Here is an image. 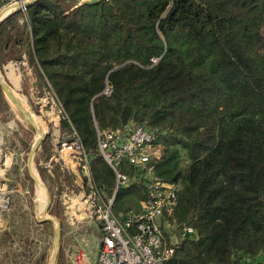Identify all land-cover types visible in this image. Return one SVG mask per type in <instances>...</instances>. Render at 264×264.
Returning a JSON list of instances; mask_svg holds the SVG:
<instances>
[{
  "label": "trees",
  "instance_id": "16d2710c",
  "mask_svg": "<svg viewBox=\"0 0 264 264\" xmlns=\"http://www.w3.org/2000/svg\"><path fill=\"white\" fill-rule=\"evenodd\" d=\"M8 62L55 96L62 136L76 131L108 194L114 175L95 129L139 123L154 133L163 145L154 173L179 185L172 218L196 232L163 264L259 263L264 0H36L0 24L1 73ZM41 150L48 158L45 139ZM56 165L47 177L65 189ZM120 169L134 181L116 190L114 212L137 210L143 172L126 162Z\"/></svg>",
  "mask_w": 264,
  "mask_h": 264
},
{
  "label": "built area",
  "instance_id": "2783aa9c",
  "mask_svg": "<svg viewBox=\"0 0 264 264\" xmlns=\"http://www.w3.org/2000/svg\"><path fill=\"white\" fill-rule=\"evenodd\" d=\"M25 1L0 0V14L6 9L7 12L13 10L15 5H19V11H24ZM109 92L107 85L104 93ZM51 102L55 109L53 124L59 125L63 108L57 99ZM95 132L96 148L114 175V189L110 194L105 184L96 182L91 169V154L76 131L72 130L58 141L60 151L69 150L66 160L81 177L78 191L68 198L66 205L70 225L77 228L84 222L97 224L100 244L95 264H163L181 239L195 236L196 232L191 225L177 226L172 218L179 185L154 173V161L161 155L160 144L155 143L154 133L139 123H131L123 129L96 128ZM122 162L143 172L140 181L145 195L138 211L114 212L116 190L134 181L120 169ZM7 166L0 144V213L10 204L2 177ZM165 223L175 229V240L166 237ZM74 257L77 263L85 257L82 246L78 247ZM247 261V264H259L258 261Z\"/></svg>",
  "mask_w": 264,
  "mask_h": 264
},
{
  "label": "rangeland",
  "instance_id": "374dc122",
  "mask_svg": "<svg viewBox=\"0 0 264 264\" xmlns=\"http://www.w3.org/2000/svg\"><path fill=\"white\" fill-rule=\"evenodd\" d=\"M16 19L19 24L22 23V15L18 14ZM20 68L21 67H19L20 71L17 72L16 75V79L17 76L18 78L20 76V86L12 79V75H15L14 72H12V68V75L10 74L11 78L7 77L5 73V66L4 72L1 74L11 89L21 99L23 98L27 112L35 117L41 125H43V132L46 135L45 140L48 149V158H44L45 153H42L40 145L33 156V166L39 173L40 177V169L46 170L44 173V175H46V177H44L46 182L43 179L42 180L49 187L51 194V207L49 213L52 216L58 217L62 221L61 247L56 264H72L70 260V257L72 256L70 255L69 250L71 249V245H73L76 241L75 237L80 239V235L77 233L73 235L70 230L71 225L69 223V212L66 210V205L68 203V198L72 196V194L76 193L78 189L72 185L71 189L73 187V192L71 193L67 192L64 188L59 189V187L55 185L56 182L47 177L49 174V169H52L56 163L57 165L59 164L64 170L72 169L71 163L66 160L69 150L66 149L60 151L58 143V141H62L64 136H62L60 132L59 125L53 124V112L55 109L51 101H55L56 98L55 96H52L50 93L46 92V89L44 90V93H39V90L35 88V84L32 83L34 76L32 73L29 74L30 70H28L27 67H24V69ZM21 116L22 115L20 112L10 104L7 97L1 90L0 126L2 128L1 134L3 137L2 146L5 147V150H14L17 152V157H19L17 164H11L12 168L9 170V172L8 170H4V174L2 176L4 182V191L9 196L11 204L13 205L12 210L8 214L13 220L17 221L18 228L21 233H23L22 237H24V240H26V243L17 242L19 247H21V255H18L15 261L13 263L11 262V264H15V262L16 264H49L51 253L54 247L52 237L54 224L51 223L50 225L43 227L37 225V221L39 219V196L37 194L38 189L35 183L30 179L26 167V157L28 156L29 150L38 134H36L37 132L35 133V130L30 127L26 119ZM159 146L160 151L162 152L163 145ZM15 169H17L16 174L13 173ZM63 174L65 173H61L60 179L61 182L64 181V183H66L65 181L69 179L67 178L66 174ZM13 179L20 180L18 183H21L26 192H18V183L16 185L12 184ZM67 185L69 186V184ZM131 185L132 184L128 185L127 187H130ZM61 187L65 186L63 185ZM10 188L12 191L9 190ZM66 188L68 187L66 186ZM128 209L133 210L135 208L130 205L121 212H125V210ZM2 213L3 211L1 212V215ZM164 229L166 231V237L171 241L175 240V229L172 226H168L166 223Z\"/></svg>",
  "mask_w": 264,
  "mask_h": 264
},
{
  "label": "crops",
  "instance_id": "0c3cea01",
  "mask_svg": "<svg viewBox=\"0 0 264 264\" xmlns=\"http://www.w3.org/2000/svg\"><path fill=\"white\" fill-rule=\"evenodd\" d=\"M25 64V63H23ZM19 63H14V62H8L5 65V73L7 75V77H10L11 74V68L14 72L15 75L13 76V80L15 82H17V84L21 83V79L20 76L16 79V75L17 72H19ZM29 70V69H28ZM31 74V73H29ZM15 76V77H14ZM32 83L35 84V79H32ZM17 89V87H16ZM8 126V125H7ZM2 128L0 126V144H2ZM3 147V146H2ZM4 152H5V162L8 165L5 170H9L12 168L11 164H17L19 157H17V152H15L14 150H5V147H3ZM8 156V157H7ZM27 160V157H26ZM60 167V166H59ZM59 185L60 186H65L66 191L68 190L67 187H69L70 185L77 187V189H79V186L81 184V177L79 176L78 172H76V170L72 167V169H66L63 170L61 167L59 168ZM17 169H15V171L13 173H17L16 171ZM61 171H63L64 173H66L67 178L69 180H66L65 182L67 184H69V186L64 183V181L61 182ZM66 179V178H65ZM18 181L20 180H15L13 179V183L12 184H17ZM19 187V191L20 193L26 192L25 189L22 187L21 183L17 184ZM56 186L58 185V183L55 184ZM122 189L126 188V187H121ZM10 191H12V189H9ZM68 192H72V191H68ZM140 203L141 200L139 201V208L137 210L133 209L134 211H138L140 210ZM13 205L11 204V200H10V204L7 210L3 211L2 215L0 213V264H11V262L13 263L15 261V259L17 258L18 255H21L20 253V249L21 247H19L18 243H26V240H24L23 233H21V231L18 228V223L16 220H13L10 216H9V212L12 210ZM38 222V221H37ZM48 223V222H46ZM38 226L43 227V223H37ZM71 232L73 233V235H75L76 233L80 235V239H77L75 237V242L73 245H71V249L69 250L70 255L72 257H70L71 263L72 264H95L96 263V258H97V250L100 244V232L98 229L97 224H95L94 222H84L80 225L77 226V228H74L71 226L70 228ZM82 246L84 252H85V257L80 258L79 263H77L75 261V257L74 255L77 253V249L78 247ZM259 264H264V254L261 255L259 257ZM16 264V262H15Z\"/></svg>",
  "mask_w": 264,
  "mask_h": 264
},
{
  "label": "water",
  "instance_id": "95a60500",
  "mask_svg": "<svg viewBox=\"0 0 264 264\" xmlns=\"http://www.w3.org/2000/svg\"><path fill=\"white\" fill-rule=\"evenodd\" d=\"M35 1L36 0H26L24 2V5L27 7L30 4L34 3ZM18 7H19V5H15V6L12 7V8H14L13 10L5 13L4 15L0 14V24L6 17H8L9 15L19 11ZM0 88H1V90H2V92L4 94L9 95V97L11 99H13V97L10 94L11 87L5 81L4 77L1 74V71H0ZM16 107H17L18 111L20 112V114L28 121L30 127L32 129H34L37 132V134H38L37 139H35V141L33 142L32 146H31V148L29 150V153H28V156H27V160H26V167H27L28 175H29L30 179L35 183V185H41L45 189L46 201H45V205L43 207L42 212L39 213L38 222L39 223L50 222V223L54 224L53 232H52L54 247H53V250H52V253H51V259H50V263L49 264H56L57 263V259H58L59 250H60V247H61L62 221L58 217L50 215L49 211H50V207H51V194H50L49 188L42 181V179H41L39 173L37 172V170H35V172H34L33 169L29 165V161H30L31 155L34 156L35 152L40 147L41 143L44 141L46 135L44 134V132L41 131V129H39L37 127V125L35 124V122L33 121V119L31 118V116L29 115V113L27 111H25L18 104H16Z\"/></svg>",
  "mask_w": 264,
  "mask_h": 264
},
{
  "label": "bare ground",
  "instance_id": "6f19581e",
  "mask_svg": "<svg viewBox=\"0 0 264 264\" xmlns=\"http://www.w3.org/2000/svg\"><path fill=\"white\" fill-rule=\"evenodd\" d=\"M7 11H8V9H6V10H4L2 13H1V15H4L5 13H7ZM13 72V71H12ZM10 94H11V96L13 97V99H11L10 97H9V95H7V94H5V96L7 97V99H8V101L10 102V104L12 105V106H14L16 109H17V107H16V104H18L19 106H21L25 111H27L26 110V108H25V103H24V100H23V98L21 99L12 89H11V92H10ZM28 100V99H27ZM30 106V105H29ZM18 110V109H17ZM30 115V114H29ZM31 116V118L33 119V121L35 122V124L37 125V127L38 128H40L41 129V131L43 132L44 131V129H43V125H41L40 124V122L35 118V117H33L32 115H30ZM22 117V116H21ZM27 121V120H26ZM28 122V121H27ZM35 133H36V131H35ZM37 134V133H36ZM37 137H38V135H37ZM37 139V138H36ZM35 141V140H34ZM33 155H31V158H30V161H29V165H30V167L33 169V171L35 172V169H34V166H33ZM37 186V189H38V192H37V194H38V196H39V209H38V214L39 213H41L42 212V210H43V207H44V205H45V201H46V193H45V189H44V187L43 186H41V185H36ZM43 189H44V191H43ZM43 192H44V196H43Z\"/></svg>",
  "mask_w": 264,
  "mask_h": 264
}]
</instances>
